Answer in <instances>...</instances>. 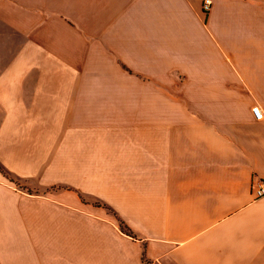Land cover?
I'll use <instances>...</instances> for the list:
<instances>
[{
    "label": "crops",
    "instance_id": "crops-1",
    "mask_svg": "<svg viewBox=\"0 0 264 264\" xmlns=\"http://www.w3.org/2000/svg\"><path fill=\"white\" fill-rule=\"evenodd\" d=\"M201 1L0 0V264H264V0Z\"/></svg>",
    "mask_w": 264,
    "mask_h": 264
},
{
    "label": "rangeland",
    "instance_id": "rangeland-1",
    "mask_svg": "<svg viewBox=\"0 0 264 264\" xmlns=\"http://www.w3.org/2000/svg\"><path fill=\"white\" fill-rule=\"evenodd\" d=\"M4 174L8 177V179L12 183H14L17 187H19L22 190L29 191L30 193L44 191V189L40 188V186L38 185V183L34 179L22 180V179L16 178L15 176H13L11 174H8L6 172H4Z\"/></svg>",
    "mask_w": 264,
    "mask_h": 264
},
{
    "label": "built area",
    "instance_id": "built-area-1",
    "mask_svg": "<svg viewBox=\"0 0 264 264\" xmlns=\"http://www.w3.org/2000/svg\"><path fill=\"white\" fill-rule=\"evenodd\" d=\"M211 4H212V0H202L201 1L202 11L205 12V13L208 12L209 9H210V7H211ZM251 111H252V113H253V115H254V117L256 119H261L262 118V112H261L259 106H253L251 108ZM255 195L257 197H260V196H263L264 195V184H260L256 188Z\"/></svg>",
    "mask_w": 264,
    "mask_h": 264
},
{
    "label": "trees",
    "instance_id": "trees-1",
    "mask_svg": "<svg viewBox=\"0 0 264 264\" xmlns=\"http://www.w3.org/2000/svg\"><path fill=\"white\" fill-rule=\"evenodd\" d=\"M118 223H119V226L121 228V230L126 233V234H129V230L127 229V227L123 224V222H121L119 219H118Z\"/></svg>",
    "mask_w": 264,
    "mask_h": 264
}]
</instances>
